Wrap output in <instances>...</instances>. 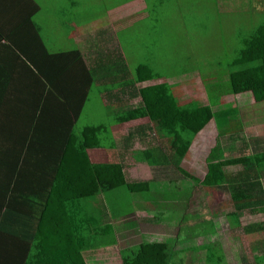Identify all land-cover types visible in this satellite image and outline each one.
I'll return each instance as SVG.
<instances>
[{"label": "trees", "instance_id": "trees-1", "mask_svg": "<svg viewBox=\"0 0 264 264\" xmlns=\"http://www.w3.org/2000/svg\"><path fill=\"white\" fill-rule=\"evenodd\" d=\"M70 6L69 11L77 4L72 1ZM216 6L222 14L227 15L226 19L240 15L244 24L240 29L229 25L234 33L229 35L226 30V35L221 38L226 53L223 58L219 57L215 64L209 66V69L218 67L211 69L209 73L219 74L216 76L218 81L206 83L204 86L208 104L196 100L179 102L167 83L141 87L143 82L164 77L144 64L130 68L127 62L129 55L125 49L124 53L121 49L117 52L108 50L106 55L97 54L96 58H90L89 84H85L95 85L101 96H107L108 93L112 96V84L107 82V75L110 79L111 72L117 71L114 76H119L113 83L123 77V85L118 86L131 99L139 97L141 101L137 107L131 106L124 112L119 122L148 118L154 135L165 139L168 145L170 155L165 156L164 160H172L171 164L182 175L175 181L184 179L191 182V185L184 188L187 193L195 191L197 187H201L209 195L217 190L229 192L234 208L233 212L227 214L230 227L242 229L243 234L251 241L252 252H263L260 257L257 254L252 256V264H264V220L246 226L240 223L244 214L264 216V187L261 181L264 174V145L260 146L258 143V149L255 148L249 153L244 152L249 147L240 146V149H234L229 146L243 142L240 137H248V133L240 118V103L237 100L222 102L226 96L250 94L256 103H264V0H216ZM57 8L61 7L57 6L55 9ZM11 10V13L26 15L28 18L21 21L16 29H9L6 23L12 15L0 17V110H7L6 114L0 113V264H86L82 252L88 243L83 230H95L97 235L107 236L109 241L103 244L113 245L117 243L116 230L121 225L129 229V232L135 226L130 227L121 220L116 224L107 223L106 211L101 210L88 211L80 220L77 218V210L70 209L87 197L115 191L121 187H126L132 194H140L142 199L145 193L153 196V187L156 184L152 183L155 179L130 184L126 181L123 165L95 163L85 154L89 148L108 147L104 137L106 128L88 126L78 134L69 135L74 129L75 119L79 116L83 103L87 100L85 93L74 115L64 113L70 101L61 99L64 95L59 93L68 90V83L74 80L72 76L75 74L67 64L69 53L63 52V49L52 52L46 45L43 35L48 28L37 25L42 12L39 0H21ZM68 16L64 15L63 20L68 21ZM217 16L221 18L220 11L216 15H210V18L214 21ZM71 53H77L79 59L83 58L78 49ZM192 69L201 76L209 71L204 67ZM99 75H103L101 79L105 75V82L100 81ZM90 97L89 94L88 98ZM211 120L216 123L218 138L216 146L206 159L208 172L200 180L179 168V165L196 137ZM14 129H18L16 141H12ZM37 138L42 139L35 140ZM28 139L35 141L27 146ZM259 139L263 142L262 138ZM58 141L65 144L56 146ZM254 141L250 140L253 145L257 144ZM45 142L47 145L43 148ZM44 153L53 154L52 158L47 159L50 184L37 187L43 171L37 157ZM144 153L150 155L145 161L149 167L163 165L153 156L154 152L146 150ZM170 182L174 181L167 183ZM211 216L203 218L202 213H197L196 218L199 221L189 227L192 234L194 233L192 237L205 238L201 252L206 255L207 262H213L208 255L210 245H215L214 242L218 241H209L217 235L216 225L219 226L213 218L214 214ZM143 221L154 227H159L158 224L168 227L177 225H170L163 220L157 221L155 217L147 214ZM71 226L75 231L74 235L70 233ZM204 227L206 230L195 232L196 229ZM138 233L140 238L130 239L139 240L137 243L131 242L120 249L123 264L188 262L189 259L183 258L175 263L174 254L177 252L172 247L174 242L170 243L175 234H153L156 237L149 239L146 233ZM132 234L130 232L129 236ZM176 235H180V230ZM164 237L168 240H164ZM224 248L223 246L222 249ZM196 255L198 256L192 258L193 262H198V251ZM224 259H218L219 264H223Z\"/></svg>", "mask_w": 264, "mask_h": 264}, {"label": "rangeland", "instance_id": "rangeland-1", "mask_svg": "<svg viewBox=\"0 0 264 264\" xmlns=\"http://www.w3.org/2000/svg\"><path fill=\"white\" fill-rule=\"evenodd\" d=\"M72 1H75L77 6L69 11ZM142 1L143 0H56L55 2V0H39L42 6V12L38 19L41 26L49 28L51 25L54 29H58L56 20L53 19L54 15H81V18H84L85 15H89L94 18H105L108 11L112 10L109 12L110 15H113L111 21L118 19V16L114 17V15H122L120 18L127 25L124 33L118 32L117 34L119 43H123L129 55L127 59L132 68L136 65L144 64L164 77V80L173 81L172 93L176 99H179V102L182 101L185 103L189 101L188 99L194 98L205 99L204 95H206V93L204 91V86L206 83L218 81L216 76L219 74L217 72L209 73L211 69L218 68L214 67L209 69V66L210 64H215L219 57L223 58L226 53L224 47H222L221 38L226 35V30V33L229 35L234 33V31L228 27L229 25H235L236 29H240L244 24V20L237 14H235L237 18L226 19L227 15L222 14L221 10L217 8L216 0ZM243 2H246V0H243ZM57 6L61 8L55 9ZM217 11H220L221 18L217 16L213 21L210 15H216ZM129 15H147V18H144L147 20H137V16H135L133 20H130L131 17H128ZM79 23L86 24L87 20L81 19ZM80 27L85 28L84 26ZM114 27H117V25H114ZM85 32H87V30H85ZM63 33L64 31L62 34ZM90 33L92 35L91 40H94L95 33L93 31ZM55 38L60 37L56 36ZM193 67H204L206 70L209 69V71L199 69V71L205 70L209 74L205 73L201 77L199 72H193ZM222 71L223 70H220V72ZM206 104H208V101H206ZM251 106L245 109L250 112L252 111V113L257 112L258 114H264V103H257L255 106ZM229 107L230 105L228 108ZM85 120L86 117L81 118V122H85ZM216 135L217 133L214 128L205 130L201 134L202 138L207 142V145L205 147H200V157L206 156L208 154L207 151H210L215 145ZM148 136L149 138H154L156 141L152 134H148ZM136 147L139 149L138 146L134 145V149ZM134 155H131L130 162L132 164L133 161H135L133 159ZM196 160V158L191 156L187 164L195 165V167L198 168V164L195 163ZM200 164H202V167L199 168V172H196L197 169L194 170V172L197 173L199 177H203L202 172H205L208 168L203 161H201ZM141 167H143V165H141ZM132 174L134 177H139V175L136 176L134 171H132ZM134 177L131 175L129 181L135 182ZM152 184H156V186L153 187L155 192H152L154 198L158 199L159 196L163 194L161 198H163L166 203L157 205L151 202L153 205H150L151 203H146L142 206L144 208L146 207L145 213L152 218L155 217L157 221L163 220V222L170 225L177 223L176 226L180 230V235L178 237L175 235L174 239L170 240V243L174 242L172 247L174 246L173 248L177 252V254H174L175 263H178V260L183 258L189 259L186 264H198V262L200 264H219L218 259L220 258H225L223 264H225V262L226 264L253 263L251 241L246 238L241 228L232 229L228 226L220 230V236L214 237L215 239L219 238V241H215V245H210V252L208 255L209 258L213 259V262H207L205 259L206 255H203L201 252L203 249L201 245H204L205 241L204 239L199 240V237L192 238L194 233L192 234L191 229H189L186 207L182 208L184 205H177L176 202H173L178 195L185 198V195L176 189L177 186L181 184V187L184 189L187 185H191V182L182 179L179 182L174 181L166 184L163 181H154ZM113 192V197L108 196L106 216L111 218L112 210H114L112 219L115 224L120 219L118 218L119 215H122L126 217L124 223L130 227H134L137 220L135 221V219H132L131 208L132 206L139 205L133 203V194L130 193L126 187H121ZM207 197L208 196L201 187L196 188V205L205 204L206 208L203 211L207 216L213 208L220 204L225 205V209L223 212H219V219L223 217L222 215L224 213H228L229 209H234L231 206L232 202L228 194H220L219 196L216 194L213 200H211L210 205L207 203ZM192 209H194V207H192ZM198 213L201 212L199 211ZM135 215L136 214L133 212L132 216ZM252 221H254L252 217L244 214L242 217V226H246ZM143 224L141 225L142 231L145 230ZM203 230H206V227L203 229H196L195 232ZM154 233L158 236L159 234L174 235L176 233V228L168 226L154 227ZM108 236L110 237V235ZM152 237L149 238L154 239ZM212 238L213 237L210 239ZM223 238H226L224 242L221 241ZM133 239H138V236L135 235ZM164 240H168V238L164 237ZM96 241H98L96 244H92V246L86 248L85 254V249L82 252L86 264H123L119 254V246H116L113 251L103 249L105 246H109L103 244L109 241L107 236L103 234H98ZM224 245L226 249L225 254L224 249H222ZM100 249H103V251H100ZM186 249H188L189 252L184 251ZM197 251L198 254H200L199 259H197L198 262H193L192 258L198 256L196 255ZM107 256L110 258L106 261L107 263H105L101 258H106Z\"/></svg>", "mask_w": 264, "mask_h": 264}, {"label": "crops", "instance_id": "crops-1", "mask_svg": "<svg viewBox=\"0 0 264 264\" xmlns=\"http://www.w3.org/2000/svg\"><path fill=\"white\" fill-rule=\"evenodd\" d=\"M19 1L21 0H0V17H2V15L4 16L12 15L9 17L6 23V26L9 29H16V26L19 25L21 21H25L28 18L26 15L11 13L13 11L11 10L13 8V5H16V3H19ZM144 8H145V5H144ZM111 11L112 10L108 11L107 15H105L106 16L105 18H101V17L94 18V17H90L89 15H85L84 18H81V15H69L67 18L68 21L63 20L64 15H54L53 19L56 20L58 29H54V27L50 25L46 33L43 35L45 36V39H46V40L44 39L46 45L50 48L52 52H56L59 49H63L62 50L63 52L69 53L67 64L70 66L71 70L75 71V74L72 76L74 80L71 81V83H68V86H69L68 90L65 92L59 93V94L64 95L63 98L61 99L70 101V105L67 107L64 113L67 115L68 114L74 115L75 109L78 108L81 97L85 93H87V100H85V102L83 103L81 112H79L78 114L79 116L75 119L74 129L69 133V135L71 133L78 134L80 133V131H82L83 128L88 127V126L89 127L104 126L106 128L104 132L105 135L100 134V136L104 135V137L107 140L106 144L108 145V147L89 148L85 154L89 156L91 161L95 163H110V164L118 163V164L123 165V172H124L126 181L130 184L135 183L137 181H142V180L150 181L154 179H155L154 181H163L165 183H167L170 180L175 181L179 179L182 175L179 174L177 170H175V168L171 164L172 160L168 159V161H165L166 160L165 156L168 157L170 155V152L168 151V145L165 139L154 135L155 133L153 131L152 124L150 123L148 118H140V119L132 120V121L125 122V123L119 122V119L123 116L124 112H127L131 106L137 107L139 105V102L141 101V98L139 97L131 99L129 94L120 87L121 85H123V81H122L123 77L121 76L119 80L113 83V80H115L116 77L119 76V75L114 76V74L117 71L111 72L110 79H109V75H107L108 77L107 82L108 83L110 82V84H112V87H111V91L113 94L112 96L110 93H108L107 96H101L98 94L97 88L95 85L86 86L85 84V82L89 84L88 72H89V66H90L89 64L90 58L92 57L96 58L97 54L106 55L108 50L117 52V50L121 49L123 50V53H124L125 47L123 43L122 44L119 43L117 33L118 32L124 33L126 31L127 25L125 24V22L121 20L120 17L122 15H114V17L118 16V19L115 21H111L112 16H113L109 14V12ZM135 16H137V20L138 19L142 20L144 18H147V15H129L128 17H131L130 20L131 19L133 20ZM81 19L87 20V23L86 24L79 23V20ZM146 20L147 19H144V21ZM37 22L39 23L37 25L41 26L40 22L39 21ZM114 25H117L118 29L117 27H114ZM80 26H84L85 28H82ZM85 30H87V32H85ZM63 31L64 33L62 34ZM91 31L95 33L94 40H91V36H92L90 33ZM46 35H49V36H46ZM56 36H59L61 39L55 38ZM77 49L81 51L83 58L79 59V55L77 53H71L72 51H77ZM113 57H114L113 59H115L116 55L114 54ZM127 62H128L129 67L131 68L129 61ZM101 76L103 75H99V79H101ZM100 81L105 82V75L103 79H101ZM160 83H167L171 87H172V84H174V82L170 80L166 81L164 79H158L154 81L143 82L141 84V87L160 84ZM84 86L86 87V89H84ZM89 94L91 96L90 99L88 98ZM96 94L98 95L97 98H96ZM204 96H205V99L194 98V99H188V100L189 102L194 101V100L201 101L206 104V101H208L207 93ZM91 99H94V100H91ZM236 100L240 103V106H241L240 107V118L242 119L244 123V130H246V132L248 133V137L246 136L244 138L240 137V140L243 142L239 141L235 144V146H231V145L229 146L234 149H237L240 146L242 148L249 147V149L245 148L244 150V152L249 153L255 148L256 150L258 149L257 148L259 146L258 143H260V146L264 145V114H261V113L258 114L257 112L252 113V111L250 112L245 109L251 105H252L251 107H253L255 106V104H257L255 101H253L252 96L250 94L242 95L239 97H236L233 95L226 96L222 99V102L229 103L232 101L235 102ZM0 113L6 114L7 110L2 109L0 110ZM82 117H86L85 122H81ZM211 128H214L217 133L215 145L210 149V151H207L208 154L206 156L200 157V154H199L200 147H205L207 145V142L202 138L201 134L205 130H211ZM44 130L45 129H42V131ZM17 132H18V129H14L12 141H16ZM148 134H152L155 137L156 141L154 140V138H149ZM251 136H254L256 138L253 139V137ZM217 138H218L217 126H216L215 121L211 120L201 130L199 135L196 137L191 149H189V152L181 160L179 168H182L188 173H191L193 176L197 177V179L203 180L208 170H206L205 172H202L203 177H199L197 173L194 172V170L197 169L196 172H199V168L202 167V164H200L201 161L206 163V159L208 158L212 149L216 146ZM259 138H262L263 142H261ZM41 139L42 138H37L35 140H41ZM35 140L30 141V139H28L27 146L29 144L32 145ZM250 140L257 141V144L255 143L253 145L250 142ZM244 142H247V143H244ZM62 144H65V143L59 142V141L55 143L56 146H60ZM46 145H47V142L44 143L43 148H45ZM134 145L138 146L139 149H137V147L134 149ZM242 148L240 151L243 150ZM146 150L154 152L153 156L156 157L158 160H160L163 165L157 168L149 167V165L145 163V161H147V159L150 156L144 153V151ZM131 155H134L133 159L135 161H133V164L130 162ZM52 156L53 154L48 155V153H44L42 156L37 157L41 164V169L43 170L41 173L40 180L37 183V187H45L50 184V178H49L50 170H48V160L47 159L52 158ZM140 156H141V159H140ZM191 156L197 159L195 163L198 164V168L195 167V165L187 164L189 157ZM151 159L153 158L151 157ZM35 165H37V161L35 162ZM141 165H143V167H141ZM52 171H54V169L51 170V172ZM132 171L136 173V176L139 175V177H134L132 174ZM131 175L132 177H134L135 182L129 181ZM261 181L264 187V174L262 176ZM180 187H177L176 189L179 190L182 194H184L185 198H183L181 195H178V197H176L173 200V202H176L177 205L178 204H181V206L184 205V207L182 208L186 207L187 222L189 223V227H192L196 222L199 221V219L196 218V215L199 211L203 214V218L204 217L211 218L212 217L211 214H214L213 218L219 224V226L216 225L218 227L216 236H220L221 234L220 230L223 227H227V226L230 227L229 221L227 220V214L233 212L234 209L233 210L229 209V212L224 213L222 215L223 217L219 219V215H220L219 212L220 211L223 212V210L225 209L224 208L225 205L220 204L217 207L213 208V210L210 211V214L207 216L203 211L205 210L206 205L205 204L196 205L197 203L195 201L196 190L191 193H187L183 188L180 189ZM205 193L208 196L207 203L209 205L211 204L210 202L211 200H213V197H215L216 194L217 196H219L220 194L221 195L228 194L230 196L229 192L225 190H217L213 195H209L206 191ZM162 195L163 194H161L159 198L157 199V198H154L152 195H150V193H148V194H145V198L142 199V196H140V194L133 193V196H134L133 203H136V205H139V206H132L131 208L132 209L131 217L132 219H135V221L137 220V223L135 225L136 227H134V229L132 228L133 230L131 229L130 231L131 233L133 232V234L129 236V233H130L129 229L121 225L120 229L116 230L117 231V243L111 246L110 245L105 246L103 249L113 251L114 248H116V246H119V254H120V249L122 247L128 246L131 242L137 243L139 241V240H130L131 238H134L135 235H137L138 238H140L141 235L138 232L146 233L148 238L152 237L153 234H155L154 226L152 224L146 223L145 221L141 222L143 221V219H145V215H146L145 213L146 207L144 208L142 205H144V202L145 203L154 202V203L164 204L162 203V202H165L163 198H161ZM108 196L113 197L114 192L113 191L104 192V193H100L94 196L87 197L83 199L82 201H78L76 206H74L70 210H77L76 211L77 218L82 220L81 218L85 217L84 215L87 214L86 212L88 211H99V210L106 211L108 209ZM229 198L231 201V197ZM150 205H153V203H151ZM80 206H83V208H80ZM231 206H232V203H231ZM192 207H194V209H192ZM133 212L136 214L135 216H132ZM113 213H114V210H112V214L110 213L111 218H108V217L105 218V221L107 223H113V219H112ZM249 216L253 218L254 221L252 222L261 221L263 220V217H264L262 215H249ZM242 217L240 219L241 224H242ZM119 218H120L119 221L121 220L122 223L126 219V217L122 215H119ZM78 222L79 220L77 221V223ZM142 224L144 225L143 228L145 227V230L143 229L144 231L141 230ZM158 225L165 226V225H160V224ZM146 226H148V228ZM69 228H70V233L74 235L75 231L73 227L71 226ZM171 228H176V233H175L176 235L177 231L179 230L178 227L176 226V227H171ZM83 234H84L86 243H88L86 248L90 246L89 243L96 241L94 239V237L97 236V233L95 230L86 229V230H83ZM73 235H72V238H73ZM214 237L215 235L209 241H214L215 239ZM201 239H205V238H199V240ZM216 240L219 241V238H217ZM225 240L226 238L221 239V241L223 242ZM86 248H85L84 254L87 250ZM103 249H100V251H103ZM224 250L226 252L225 248ZM254 254H257V256L260 257L261 255H263V252H257L255 250L252 252V256ZM109 258L110 257L107 256L106 258H101V259H103L105 263H107L106 261Z\"/></svg>", "mask_w": 264, "mask_h": 264}]
</instances>
